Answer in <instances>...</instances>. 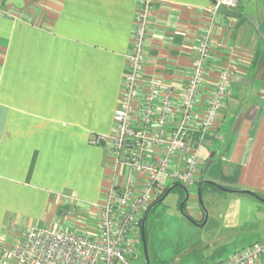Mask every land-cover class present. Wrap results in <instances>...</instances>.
Returning <instances> with one entry per match:
<instances>
[{"label": "crops", "instance_id": "crops-1", "mask_svg": "<svg viewBox=\"0 0 264 264\" xmlns=\"http://www.w3.org/2000/svg\"><path fill=\"white\" fill-rule=\"evenodd\" d=\"M251 1L239 0L229 11L245 16ZM139 4L0 0V264L3 246L28 227L86 234L96 226L94 206L111 174L106 147L91 139L113 133ZM213 6L212 0H153L138 100L152 83L184 91L199 40L208 35L213 52L201 107L222 69H232L235 79L214 135L190 138L192 151L199 149L205 165L212 162L202 182L264 198V43L249 24ZM194 204L188 210L200 222L204 213Z\"/></svg>", "mask_w": 264, "mask_h": 264}, {"label": "built area", "instance_id": "built-area-1", "mask_svg": "<svg viewBox=\"0 0 264 264\" xmlns=\"http://www.w3.org/2000/svg\"><path fill=\"white\" fill-rule=\"evenodd\" d=\"M238 2L218 0L213 11L234 10ZM152 10L153 0H140L113 133L91 139L92 144L106 147L105 165L111 174L102 203L94 206L96 226L86 234L58 226L28 227L3 246L1 264H127L142 246L147 211L168 185L189 188L202 181L207 158L199 149L192 151L190 138L194 133H200L203 140L209 138L222 124L235 73L222 69L211 82L214 89L208 93L207 104L201 107L198 97L213 52L205 35L197 45L184 91L170 87L163 91L159 83H152L140 102L139 79L144 72ZM178 116H182L180 125L168 129ZM219 264H264V243L243 248Z\"/></svg>", "mask_w": 264, "mask_h": 264}, {"label": "rangeland", "instance_id": "rangeland-1", "mask_svg": "<svg viewBox=\"0 0 264 264\" xmlns=\"http://www.w3.org/2000/svg\"><path fill=\"white\" fill-rule=\"evenodd\" d=\"M256 1H251L244 14L261 22L264 35V0H261L259 13ZM187 190L190 195H197V185ZM206 191L202 192V202L208 219L203 227L194 225L181 212L180 206L185 199L181 188L174 189L152 208L145 224L149 264H219L243 248L264 243L262 196L249 189L256 196L216 188ZM192 202L194 207L201 209L197 197L191 196L184 211L194 219L195 213L188 210ZM127 264H146L142 246L134 257L128 258Z\"/></svg>", "mask_w": 264, "mask_h": 264}, {"label": "water", "instance_id": "water-1", "mask_svg": "<svg viewBox=\"0 0 264 264\" xmlns=\"http://www.w3.org/2000/svg\"><path fill=\"white\" fill-rule=\"evenodd\" d=\"M213 4L216 5V0H212ZM219 12L228 16V17H232V18H236V19H239L240 21V24L242 23H247L249 24L254 30L255 32L257 33V35L259 36L260 40L264 43V35L261 31V24L259 21L257 20H254V19H250L248 17H245L242 13L240 12H236V11H229L225 8H219ZM168 129L170 130H175L176 128L175 127H172V126H168L167 127ZM212 165V162H208L205 167H204V174L207 173L208 169L210 168V166ZM205 185H210V186H213L215 187L216 189L218 190H221V191H225V192H239V193H244V194H248V195H251V196H256L255 193L251 192V191H248V190H233V189H230V188H227V187H223V186H220L218 184H216L215 182H212V181H206L204 183H202L199 188H198V191H197V199H198V202H199V205L201 206V209L204 213V218H203V222H198L196 221L195 219H193L192 217H189L185 211H184V207L186 205V203L189 201L190 199V193L189 191L187 190V188L184 186V185H181V184H174L172 185L171 187H169V189L166 191V193L163 195V197L161 198V200L158 202V203H161L163 202V200L176 188H181L184 193H185V199L183 200L181 206H180V210L181 212L187 216L189 218V220L196 226H199V227H203L205 226V224L207 223V219H208V215H207V211L206 209L204 208L203 206V202H202V189ZM156 203V204H158ZM156 204H153L151 206V209L148 211V213L145 215L143 221H142V247H143V252H144V256H145V261H146V264H149V257H148V245H147V239H146V235H145V224H146V220H147V217H148V214L150 213V211L152 210V208L156 205Z\"/></svg>", "mask_w": 264, "mask_h": 264}, {"label": "trees", "instance_id": "trees-1", "mask_svg": "<svg viewBox=\"0 0 264 264\" xmlns=\"http://www.w3.org/2000/svg\"><path fill=\"white\" fill-rule=\"evenodd\" d=\"M202 183H204V182L201 181V184H202ZM201 184H200V185H201ZM205 187H206V185H205ZM168 189H169V187H168V188H167V189L161 194L159 200H158L156 203H158V202L161 200V198L163 197V195L166 193V191H167ZM156 203H155V204H156ZM150 209H151V207H150ZM150 209H149V210H150ZM149 210H148V211H149ZM148 211H147V213H148ZM200 222H203V219H202Z\"/></svg>", "mask_w": 264, "mask_h": 264}]
</instances>
